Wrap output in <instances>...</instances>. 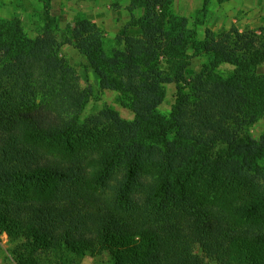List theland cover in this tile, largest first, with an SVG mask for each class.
Listing matches in <instances>:
<instances>
[{"label":"trees","instance_id":"1","mask_svg":"<svg viewBox=\"0 0 264 264\" xmlns=\"http://www.w3.org/2000/svg\"><path fill=\"white\" fill-rule=\"evenodd\" d=\"M139 1L140 35L109 50L82 18L12 35L0 56V233L15 264L100 253L109 264H264V130L250 132L264 116V78L250 66L264 41L193 38L166 0ZM64 43L102 88L129 93L132 119L104 107L79 121L89 91L58 56ZM195 54L206 61L188 76ZM224 62L229 74L217 71ZM166 83L176 92L163 115Z\"/></svg>","mask_w":264,"mask_h":264},{"label":"rangeland","instance_id":"2","mask_svg":"<svg viewBox=\"0 0 264 264\" xmlns=\"http://www.w3.org/2000/svg\"><path fill=\"white\" fill-rule=\"evenodd\" d=\"M164 6L174 16L187 19L193 38L202 39L206 29L218 37L237 30L240 34L257 36L258 40L264 41V0H166ZM132 8L130 0H0V56L14 33L17 38H34L40 36L47 27L57 26L59 30L67 31L81 18L102 31L105 48L109 50L117 46L118 37L140 35L139 26L133 24L132 12L137 21L145 14V5L138 0L131 11ZM58 56L76 70L81 86L89 91V98L78 115L79 121L97 114L104 107L112 108L123 119L133 118V112L128 107L129 93L120 90L116 82L111 83L117 88H102L98 76L77 49L67 43L61 44ZM2 60L0 57V63ZM205 61L206 56L193 55L187 75L199 72ZM250 66L264 78V61H256ZM233 69L234 65L226 62L217 67V71L222 74H229ZM165 90V98L157 110L168 115L175 101V85L166 83ZM263 130L264 116L250 128V132L254 138H258ZM11 246L7 235L0 233V264H15L10 253ZM204 260V264H213L207 258ZM80 264H109V258L106 253L85 255Z\"/></svg>","mask_w":264,"mask_h":264}]
</instances>
